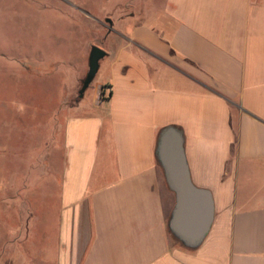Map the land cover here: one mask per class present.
Segmentation results:
<instances>
[{"label": "crops", "instance_id": "1", "mask_svg": "<svg viewBox=\"0 0 264 264\" xmlns=\"http://www.w3.org/2000/svg\"><path fill=\"white\" fill-rule=\"evenodd\" d=\"M163 1L109 36L94 97L66 115L60 163L30 190L26 238L4 264H264V0ZM167 130L213 196L197 247L172 229Z\"/></svg>", "mask_w": 264, "mask_h": 264}, {"label": "rangeland", "instance_id": "2", "mask_svg": "<svg viewBox=\"0 0 264 264\" xmlns=\"http://www.w3.org/2000/svg\"><path fill=\"white\" fill-rule=\"evenodd\" d=\"M162 2L0 0V264L27 234L30 190L46 185L52 155L60 163L66 115L83 97L88 110L94 97L101 72L79 95L92 45L108 48L110 35Z\"/></svg>", "mask_w": 264, "mask_h": 264}, {"label": "water", "instance_id": "3", "mask_svg": "<svg viewBox=\"0 0 264 264\" xmlns=\"http://www.w3.org/2000/svg\"><path fill=\"white\" fill-rule=\"evenodd\" d=\"M106 53L101 46L92 45L88 71L79 90L81 97L94 80ZM159 155L166 169L167 180L177 193L172 229L185 245L197 247L204 240L213 222V196L209 190L199 188L192 182L183 152V139L178 131L164 132L160 141Z\"/></svg>", "mask_w": 264, "mask_h": 264}]
</instances>
